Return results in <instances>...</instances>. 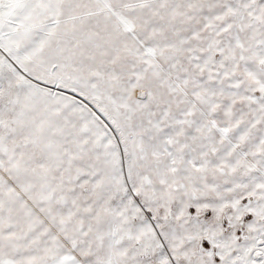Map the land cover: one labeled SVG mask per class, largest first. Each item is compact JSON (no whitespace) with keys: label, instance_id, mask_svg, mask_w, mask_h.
Returning a JSON list of instances; mask_svg holds the SVG:
<instances>
[{"label":"snow or ice","instance_id":"obj_1","mask_svg":"<svg viewBox=\"0 0 264 264\" xmlns=\"http://www.w3.org/2000/svg\"><path fill=\"white\" fill-rule=\"evenodd\" d=\"M0 264H264V0H0Z\"/></svg>","mask_w":264,"mask_h":264}]
</instances>
